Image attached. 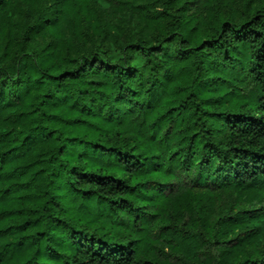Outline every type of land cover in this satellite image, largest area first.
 <instances>
[{
  "label": "trees",
  "instance_id": "obj_1",
  "mask_svg": "<svg viewBox=\"0 0 264 264\" xmlns=\"http://www.w3.org/2000/svg\"><path fill=\"white\" fill-rule=\"evenodd\" d=\"M180 177L250 206L162 240L264 264V0H0V264H169Z\"/></svg>",
  "mask_w": 264,
  "mask_h": 264
},
{
  "label": "rangeland",
  "instance_id": "obj_2",
  "mask_svg": "<svg viewBox=\"0 0 264 264\" xmlns=\"http://www.w3.org/2000/svg\"><path fill=\"white\" fill-rule=\"evenodd\" d=\"M199 0H186L191 6L195 5ZM170 190L166 192L169 193L171 199L174 203L178 204V207H183L186 199L191 201L190 207H183V212L176 213L173 207H168L169 213L171 214L170 221H164V217L154 216L151 212H146L145 216L147 218L148 233L154 239V244L156 245V253L160 255L163 260H166L169 264H203L201 260L205 261L209 259L208 264H215L214 257L216 255V246L210 241H204L202 238V243L200 239V246L195 247V253L198 260L190 261L187 257V251H181L174 249L166 244L160 235L161 232L165 231V224L174 222L182 230H192L201 231L202 237L207 235L211 238L212 235V225L215 221V215L218 212L219 200L224 199L226 205L237 206L240 205L248 206V203L242 202L244 199L242 197L236 198V192H221L217 198L212 194L213 191H208V189L197 186L185 178H177L173 180V184ZM190 189V190H187ZM189 192L183 198H177L178 195ZM185 198V199H184ZM248 202V201H247ZM251 204H258L257 200H253ZM250 206V205H249ZM225 211V208H224ZM176 216V217H175ZM213 260V261H212Z\"/></svg>",
  "mask_w": 264,
  "mask_h": 264
}]
</instances>
